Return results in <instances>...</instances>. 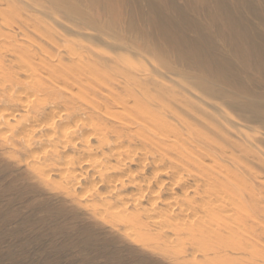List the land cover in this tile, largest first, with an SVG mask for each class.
Masks as SVG:
<instances>
[{
    "label": "rangeland",
    "instance_id": "obj_1",
    "mask_svg": "<svg viewBox=\"0 0 264 264\" xmlns=\"http://www.w3.org/2000/svg\"><path fill=\"white\" fill-rule=\"evenodd\" d=\"M101 1L106 8L113 5L119 14L122 23L121 35L125 40L123 42L129 44L133 41L137 45L132 48L129 44L119 50L123 52L126 60H130L132 67L136 68L139 65L138 67L143 71L136 68L140 73L136 77L142 86L152 90L172 87L180 91L171 83L172 80L174 82L177 80L180 87L193 93L194 89L185 85V80L186 77L188 79L194 77L209 88L211 95L205 96L203 104L207 106L208 116L212 117L209 119L200 112L198 120L205 123L207 120L210 121L209 123L219 128L227 139L225 144L227 151H234L235 158L239 160V166L231 167L232 171L245 176L247 183L243 185L255 186L263 199L258 217L256 220H250L244 214L246 223L248 221L244 229L237 225L226 224L221 226L218 232L203 233L197 237H193V234L184 231L173 221L166 231L174 234V238L168 236L164 232L165 229H158L149 224L144 215L137 216L134 215L135 212H131L125 216L123 210H119L120 214L108 210V207L116 208L119 199L130 196L131 187L119 185L121 198L108 194L104 185L98 180L93 182L91 179H84L79 185L85 189L82 190L79 185L76 187L72 168L66 165L65 158L71 155L76 160L81 158L72 153L63 154L60 144L55 139L54 142L49 141L46 136L43 137L44 143L39 142L40 136L33 137L31 139L33 150H29L26 141L21 137L26 136V130H32L31 125L25 114L22 111L18 112V106L13 103V98L7 90L4 93L0 92V117L10 119L14 128L0 127V264H245V262L264 264V75L239 70L242 69L241 62L230 57L228 59L233 62L232 71L226 70L224 75L215 73L214 57L218 54L226 55L228 47L220 42L205 12L199 11V0ZM224 1L237 17L246 15L243 3L247 0ZM248 1L255 9L261 11L264 8V0ZM56 17L60 22L65 23L64 25L59 23V30L53 25V32L58 37L67 36L66 43L61 44V47L48 42L45 36L52 27L48 25L45 27L41 18H35V21H30L24 26L20 25L19 32L0 29V43L7 45L9 52L12 51L11 49L15 50L18 46H23L25 50L31 54L37 53L42 59L41 62L33 63L41 84V92L37 94L40 101L35 100L37 102L30 108H41L44 103L42 110L49 111L51 108L56 109V112L60 110L62 112L67 100L71 102L74 100L73 104H77V107L90 102L99 106L102 111L99 112L101 116L93 113L89 117L100 126L99 129L104 128L103 133L106 131L112 133L115 130L137 132V126H131L121 119L126 113L118 107L119 99L104 88L100 81L104 78L98 75L89 78L84 76L82 71L72 69L71 61L79 59L76 56L80 55L83 45L91 47L98 54L103 52L102 56L99 54L104 58L103 62L97 61V63L100 68L105 69L107 66L104 61L113 54L106 42L99 38L92 42L91 38H94L96 33L87 29L84 33L76 22L62 15ZM83 35L86 37L84 38ZM259 43L264 52V41ZM7 49L2 53L0 51V54L5 55ZM162 74L171 82H166ZM110 75L114 74L110 73ZM90 79L92 81H89ZM13 89L18 90L17 87ZM177 95L184 96L182 93ZM125 99L130 100V97L126 96ZM5 110L9 113L6 114ZM95 115L98 118L94 119ZM84 117L86 118L87 115ZM14 118H22L24 123L26 120L28 128L23 129L15 123ZM37 118L40 120V126L46 125L48 120H44L41 115ZM97 119H100L101 123ZM106 119L109 124H106ZM68 123L69 127L74 126L72 120ZM84 132L79 129L75 134L76 142L79 144H82L80 141L85 135ZM140 141L136 138L134 147L142 149ZM92 144L96 148L101 147L97 141H93ZM102 150L99 160L106 161L110 152L107 147ZM63 155L65 156L62 157ZM52 158L56 161H51ZM220 164L229 167L227 163L220 162ZM136 165L131 164L134 175L139 173ZM246 169L249 170V174ZM255 174L260 178L259 183L254 178ZM118 176L113 171L111 177L104 181L116 182L120 177ZM120 178L126 179L122 176ZM161 195L169 197V192L164 190ZM250 207L251 204L246 210L252 209ZM132 210L131 207L130 211ZM124 227L127 228L124 230ZM154 239L159 241L156 242Z\"/></svg>",
    "mask_w": 264,
    "mask_h": 264
},
{
    "label": "bare ground",
    "instance_id": "obj_2",
    "mask_svg": "<svg viewBox=\"0 0 264 264\" xmlns=\"http://www.w3.org/2000/svg\"><path fill=\"white\" fill-rule=\"evenodd\" d=\"M198 8L200 12L204 11L211 21L220 42L228 47L226 55H215V73L224 75L223 73L226 70L232 71L233 62L228 59L230 57L241 62L240 68L242 69L239 70L253 71L264 75V52L259 43V41H264V8L261 11L255 9L247 0L243 3L246 15L240 17L234 14L224 0H199ZM248 14L250 17H248ZM61 15L79 24L84 33H86V29L96 33L94 38L90 37L91 41L104 40L114 54L110 53L113 56L111 55L108 60L104 61L107 67L105 69L100 68L97 61L103 62L104 59L101 57V53H103L100 50L101 48L99 49L101 51V53L99 52L100 56L91 47L82 44L83 50L79 56H76L79 59H75L76 61L70 59L74 64H72V69L82 71L83 75L89 78L90 76L95 78L98 75L106 79L100 81L104 88L119 99L117 105L126 113L121 119L127 121L131 126H137L138 131L128 133V131L115 130L112 133L109 131L103 133V126L102 129H99L100 126L91 121L92 119L89 117L93 113L101 116L99 112L102 111H100L99 106H95L90 102H85L84 105L77 107V104V106L73 104L74 100L72 102L67 100L62 112L60 107H58L59 112L51 108H49V111L42 110L44 103L41 108L31 109L33 103L40 101L37 94L41 92L38 71L33 63L41 62L42 59L37 53L31 54L25 50L23 46H18L15 50L11 49L12 51L9 52L6 48L7 45L0 43L1 53L7 49L5 55L0 54V92L4 93L8 90V94L13 98V103L18 106V112L22 111L25 118L28 119L29 125H31L32 130H26V136L21 137L26 141L29 150H33L31 142L33 137L40 136V143H44V136L49 141L55 139L60 144L63 154L72 153L81 158L76 160L71 157L72 155L65 158L66 165L72 168L76 187L84 179H91L93 182L98 180L104 185L108 194L117 198H121L119 185L121 187H131L130 196L128 195L126 199H119V205L116 208H110L107 205V209L116 211L117 214H120V211L123 210L122 213L125 216H128L131 212H135L133 214L137 216L144 215L149 224L158 229H165L164 232L174 238V234L166 231L173 221L181 226L184 231H188L194 235L193 237H197L203 233L218 232L220 227L226 224L237 225L239 228L244 229L245 224L248 223L244 219V214L250 220H256L263 200L261 194L257 192L255 186H244L243 184L247 183L246 177L232 171V168L239 166V160L235 158L234 151H227L225 147L227 139L222 135L219 128L212 126L208 120L206 123L198 120L200 112L205 116L209 115L206 109L207 106L203 104V99L206 95H211V92L208 91L209 88L201 80L194 77L189 79L186 77V80L184 78L185 85L187 84L189 88L194 89L193 93H189L186 89L180 87L177 80L171 82L163 74V79L166 82L173 83L181 92L172 87L152 90L142 86L136 77L140 74L136 70L139 65L136 68L132 67L129 63L130 60H126L123 52L119 50L127 45L129 46V44L132 48L137 47V45L133 41L129 44L123 42L125 40L121 35L122 23L119 14L113 5L108 8L104 7L101 0H0V29L4 28L15 32V30L18 31L20 25L24 26L30 21H35V18H41L45 27L47 25L52 27V30L48 31L49 34L45 37L48 42L56 47L65 44L67 38L66 35L62 38L58 37L53 32V25L58 29L59 23L65 24L62 21L61 23L59 18L56 17H61ZM171 22L173 21L171 20ZM83 37L86 36L83 35ZM109 39L112 40L109 41ZM29 42L31 43V41ZM26 43H28L27 40ZM137 55L142 56L141 54ZM138 68L141 70L140 67ZM110 73L114 75H110ZM153 73L154 71L151 72V74ZM148 79L155 80L150 77ZM13 87L15 89L17 87L18 90L15 91ZM84 90L88 91V89ZM177 93H182L184 96L180 97ZM99 95L101 96V94ZM126 96L130 97V100L125 99ZM35 100L37 101L35 102ZM85 106L87 107L84 108ZM5 113L8 114L9 112L7 113L5 110ZM39 115L44 120H48L46 125H39L40 120L37 118ZM85 115H87L86 118ZM96 115L94 119L98 118ZM211 117L208 116L209 119ZM69 120L74 122L73 127H69ZM191 120L195 122L193 121V123ZM14 121L23 129L29 126H27L28 122L26 123L25 120L24 123L22 118ZM108 122L107 120L106 124H109ZM99 123L101 122L99 121ZM107 126V129H109V125ZM0 127L2 129L5 127L14 128V124L10 119L0 117ZM111 127L110 129L113 131ZM79 129L86 132L83 133L85 135L80 141L82 144L76 142L75 139V134ZM107 132L110 134H107ZM136 138L141 140L142 149L136 148L137 146L134 147L133 144ZM93 141H97L102 148L94 147ZM105 147L108 148L110 155L106 159L104 158L106 161H102L99 160L101 158L99 156L103 153L102 149H105ZM50 160L56 161L53 158ZM220 162L229 164V167L220 164ZM131 164H137L136 167L139 172L137 175H134L131 170ZM113 171L126 179L118 176L116 182H105L104 180L109 176L111 177ZM246 172L249 174L248 169H246ZM254 178L259 183L260 178L258 175L255 174ZM92 183L90 182V184ZM80 188L82 187L80 186ZM164 190L169 192V197L161 195ZM250 204L252 209L247 211L246 208ZM131 207L134 211H130ZM125 228L127 227H124V230ZM146 233L148 234V230ZM155 241L158 242L159 240L156 239ZM242 262L244 263V261ZM245 264L248 263L245 262Z\"/></svg>",
    "mask_w": 264,
    "mask_h": 264
}]
</instances>
